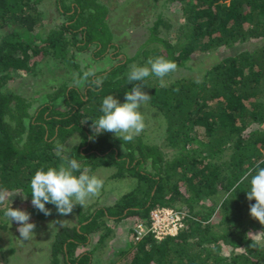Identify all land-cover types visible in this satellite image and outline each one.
Wrapping results in <instances>:
<instances>
[{"label":"trees","instance_id":"16d2710c","mask_svg":"<svg viewBox=\"0 0 264 264\" xmlns=\"http://www.w3.org/2000/svg\"><path fill=\"white\" fill-rule=\"evenodd\" d=\"M170 1L181 8L176 25L158 12L145 39L127 55L115 41L101 0H53L60 19L48 29L41 26L43 0H0V189L32 199L35 172L58 167L62 157L77 159L89 174L104 165L114 166L111 174L137 177L112 203L76 205L77 223L53 233L48 264H92L94 248L79 252L78 246L89 245L95 234L97 242L106 241L109 220L136 215L135 225L156 205L185 208L184 225L160 240L150 233L134 239L130 226L128 239L114 250L127 256L123 264H264V247L249 246L251 237L264 236V225L250 215L255 199H247L251 176L244 178L250 169L254 175L257 165L264 168V0L163 3ZM221 46L234 50L218 54ZM77 50L94 57L108 53L112 60L95 71L104 77L99 89L90 83L75 87L71 77L53 85L35 106L31 98L8 90L15 72L30 70L48 56H69L82 74L85 69L72 60ZM210 55L196 75L170 74L166 86L154 76L144 82L151 95L148 113L164 126L171 156L141 134L130 142L109 133L89 139L103 99L114 95L123 103L126 92L141 83L127 79L133 64L164 57L180 67ZM59 96L63 108L54 105ZM74 134L78 141L66 147ZM25 205L44 216L31 202ZM46 207L57 213L54 205Z\"/></svg>","mask_w":264,"mask_h":264},{"label":"rangeland","instance_id":"374dc122","mask_svg":"<svg viewBox=\"0 0 264 264\" xmlns=\"http://www.w3.org/2000/svg\"><path fill=\"white\" fill-rule=\"evenodd\" d=\"M52 1L43 0V4H39L40 7L45 8L44 17L41 20V26H44L43 29L52 27L54 22L60 19ZM101 1L107 4L110 25L117 35L115 41L122 44L121 50L127 55H132L138 45L145 39L148 33V26L152 23L158 12H162L174 26L181 16L179 3L172 1L165 4L163 0ZM39 27L38 25L35 30H38ZM244 45L248 46L249 42L241 44L239 47L241 48ZM232 50H234L233 46H221L218 48L217 53L227 54ZM107 54L94 57L90 51L77 50L72 60L80 65V69L97 71L109 67L112 63ZM120 57L121 54L116 58ZM68 58L69 56H66L64 60L60 58L53 60L51 56H48L45 59L38 60L30 70L15 72L14 78L10 79L7 83L8 90L31 98L35 106L44 100V96L53 89V85L75 77L79 73L78 68ZM210 61L211 55L202 56L199 59L190 61L186 66L177 67L172 76L183 73L196 75ZM54 105L63 108L61 96L54 100ZM34 106L31 110L34 109ZM140 110L145 118V127L140 133L142 138L149 144L158 145L164 156L168 158L172 155V149L166 144L164 126L158 125L157 121L149 115L147 105L142 106ZM102 133L114 135L110 132ZM76 141H78L77 134H74L65 141V146L69 147ZM149 165H145V167L149 168ZM113 170L114 166L104 165H100L93 170L94 175L104 180V188L101 194L98 197L90 199L83 206L84 208L89 204L105 205L112 203L137 183L136 176L131 174L118 176L111 174ZM28 202H31V199H24V196L16 193L15 196L12 195V197L6 200L4 204H0V209L3 210V213H0V264H48L47 254L49 253L50 242L55 230L64 224L72 225L77 223L75 212H72L69 216H61L55 212L48 216H39L30 211L25 205ZM7 207L20 208L31 214L30 220L36 224V228L34 230L35 233L32 234L30 239L23 240L19 237L18 225L14 222L11 223L4 216V210ZM136 217V215H131L121 220H109L107 224L110 225L111 230L106 241L97 242L98 234H95L89 245L78 246L76 251L80 252L85 249L94 248L92 250V264H123L127 256L119 257L114 254V250L124 245L130 234L129 227L134 225Z\"/></svg>","mask_w":264,"mask_h":264},{"label":"clouds","instance_id":"9594fccd","mask_svg":"<svg viewBox=\"0 0 264 264\" xmlns=\"http://www.w3.org/2000/svg\"><path fill=\"white\" fill-rule=\"evenodd\" d=\"M176 70L177 64L164 57H150L145 66L133 64L127 79L130 83H141L126 92L123 103L114 95H107L103 99L100 109L102 115L95 121L91 120L93 137L89 139L102 132H110L121 141H132L145 127V118L140 109L151 99V95L144 90L146 85L144 82L150 76H154L159 79L161 86H166L165 77ZM103 80L104 77L97 76L95 70H85L82 74L75 75L73 86L79 87L90 83L94 89H99ZM56 154L61 155L59 148ZM89 171L88 169L81 171V164L77 159L67 157H62V163L58 167L37 170L30 181L32 206L48 216L51 215V209L47 208L46 204H52L59 215L69 216L76 205L84 206L90 199L98 197L104 188V180L89 174ZM248 176H251V180L247 199L249 201L255 199V203L249 205L250 215L264 225V168L257 165L255 174L253 175L250 169L244 178ZM241 182L242 180L237 182L231 191H236ZM11 195L7 189H0V204H4ZM24 199H27V196ZM30 215L28 211L20 208L7 207L4 210V216L11 223L18 225L19 237L23 240L30 239L35 233L36 224L31 222ZM251 240L250 247H264V236H254Z\"/></svg>","mask_w":264,"mask_h":264},{"label":"built area","instance_id":"2783aa9c","mask_svg":"<svg viewBox=\"0 0 264 264\" xmlns=\"http://www.w3.org/2000/svg\"><path fill=\"white\" fill-rule=\"evenodd\" d=\"M188 212L183 207L172 205L153 206L145 220H140L134 225L133 238L139 239L144 234L150 233L156 239L167 235L176 234L184 225Z\"/></svg>","mask_w":264,"mask_h":264}]
</instances>
